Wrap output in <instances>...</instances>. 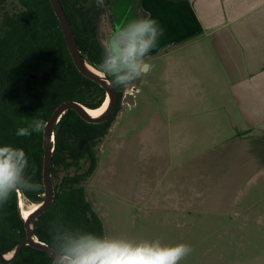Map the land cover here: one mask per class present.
Here are the masks:
<instances>
[{
  "label": "rangeland",
  "instance_id": "obj_1",
  "mask_svg": "<svg viewBox=\"0 0 264 264\" xmlns=\"http://www.w3.org/2000/svg\"><path fill=\"white\" fill-rule=\"evenodd\" d=\"M21 10L18 0H0V22ZM112 31L105 15L101 40ZM149 64L125 88L137 87L135 105L113 117L86 181L107 237L190 245L179 264H264V132H234L227 102L180 89L164 77L170 60Z\"/></svg>",
  "mask_w": 264,
  "mask_h": 264
},
{
  "label": "trees",
  "instance_id": "obj_2",
  "mask_svg": "<svg viewBox=\"0 0 264 264\" xmlns=\"http://www.w3.org/2000/svg\"><path fill=\"white\" fill-rule=\"evenodd\" d=\"M60 1L82 55L97 67L103 55L100 24L90 16L88 0ZM18 2L22 10L5 12L0 22V146L11 145L25 151L29 165L26 176L40 187L36 191L14 192L0 207V250L4 255L12 254L26 238L20 200L38 205L45 198L44 129L27 137L17 136V129L27 127L34 119L48 122L64 102L75 101L98 109L106 100L105 90L75 66L50 0ZM120 107L121 103L112 117L101 124L87 123L77 112L69 110L56 126L52 164L55 198L40 216L35 230L39 241L54 247L55 229L60 226L107 237L104 221L89 198L86 181L98 166L95 148L108 136ZM83 140L86 143L80 148ZM86 160L91 168L79 174L85 170ZM73 170L75 176L70 175ZM62 172L67 174L58 191ZM53 261L46 252L26 246L13 264H53Z\"/></svg>",
  "mask_w": 264,
  "mask_h": 264
},
{
  "label": "crops",
  "instance_id": "obj_3",
  "mask_svg": "<svg viewBox=\"0 0 264 264\" xmlns=\"http://www.w3.org/2000/svg\"><path fill=\"white\" fill-rule=\"evenodd\" d=\"M140 10L164 29L148 64L170 60L164 77L180 89L227 102L234 132H264V0H141Z\"/></svg>",
  "mask_w": 264,
  "mask_h": 264
},
{
  "label": "clouds",
  "instance_id": "obj_4",
  "mask_svg": "<svg viewBox=\"0 0 264 264\" xmlns=\"http://www.w3.org/2000/svg\"><path fill=\"white\" fill-rule=\"evenodd\" d=\"M103 7L105 0H95ZM164 36V29L151 16L130 19L115 27L101 41V63L93 68L101 77H112L113 85L126 89L145 75L148 54ZM47 126L43 119H34L27 127L16 131L19 137L39 133ZM28 158L21 148L0 146V207L14 192L36 191L40 185L26 176ZM53 264H179L193 251L185 243L164 245L158 239L135 242L126 238L101 237L63 226L55 229Z\"/></svg>",
  "mask_w": 264,
  "mask_h": 264
},
{
  "label": "water",
  "instance_id": "obj_5",
  "mask_svg": "<svg viewBox=\"0 0 264 264\" xmlns=\"http://www.w3.org/2000/svg\"><path fill=\"white\" fill-rule=\"evenodd\" d=\"M54 12L60 22L62 32L64 34V38L69 49V52L72 56L75 66L79 70L81 74L90 80L98 83L106 92V99H109V104L104 113L99 117L91 116L87 109L88 107L75 102L68 101L62 103L58 108L53 112L51 118L47 122V126L44 129V169H43V183L45 187V195L44 201L37 205V208L33 210V212L25 219V230H26V238L23 239L16 247L15 251L10 255H4L0 250V264H13L20 257L22 250L26 246H30L35 249L42 250L49 254L54 258V247L49 246L41 241L35 235V230L40 222V216L44 214L52 205L55 198V185L52 179V164H53V152H54V143H55V129L62 117L69 110H74L78 113V115L87 123L90 124H101L108 121L112 115L115 113L117 106L119 104V94L116 85L111 83L112 78H101L97 76L94 71L89 68V64L87 60L82 55L76 37L73 30V27L68 19L67 13L64 10V7L60 0H50ZM92 67H94L92 65ZM95 68V67H94ZM147 68V67H146ZM133 94H127L124 99V104H129L131 106L135 105V99ZM106 101V100H105ZM84 141H81V146ZM90 166V162H87L85 165V170L78 172L79 174H84ZM67 172H62L59 181L60 190L62 181L66 176ZM76 172L70 174L71 176H75ZM22 210V209H21ZM23 212V211H22ZM24 217V216H23Z\"/></svg>",
  "mask_w": 264,
  "mask_h": 264
},
{
  "label": "flooded vegetation",
  "instance_id": "obj_6",
  "mask_svg": "<svg viewBox=\"0 0 264 264\" xmlns=\"http://www.w3.org/2000/svg\"><path fill=\"white\" fill-rule=\"evenodd\" d=\"M87 2H88L87 10L88 12L90 11V16H93L94 19L98 20L99 24H101V20L106 15L107 19L111 22L113 29L130 19H134L138 17H145L142 11L140 10L141 0H105L103 7H98L96 5L95 0H88ZM136 81H134V83ZM116 87H117L118 94H119V104L121 103V105L124 104L123 99L127 94H133L134 97H136V93H138V89L136 86H133L132 91L129 93L125 91V87L122 85H119V86L116 85ZM121 91H123L122 97H120ZM83 141L86 143V140H83ZM80 146H81V143H80ZM87 162L89 161L86 160L84 164L86 165Z\"/></svg>",
  "mask_w": 264,
  "mask_h": 264
},
{
  "label": "bare ground",
  "instance_id": "obj_7",
  "mask_svg": "<svg viewBox=\"0 0 264 264\" xmlns=\"http://www.w3.org/2000/svg\"><path fill=\"white\" fill-rule=\"evenodd\" d=\"M89 68L93 71V68L94 67H92V66H90L89 65ZM108 104H109V99L107 98L106 99V101L104 102V104L100 107V108H98V109H90V108H88L87 109V111H88V113L91 115V116H93V117H99V116H101L103 113H104V111L106 110V108L108 107ZM103 109V111H101ZM97 112H99L100 113V115H98V116H94L93 115V113H97ZM21 199V198H20ZM21 201V200H20ZM37 208V205H35V207H33L32 209H30V210H22L23 211V216H24V218H25V213H28L29 215L33 212V210H35ZM22 209V208H21ZM28 215V216H29ZM28 218V217H27Z\"/></svg>",
  "mask_w": 264,
  "mask_h": 264
},
{
  "label": "snow or ice",
  "instance_id": "obj_8",
  "mask_svg": "<svg viewBox=\"0 0 264 264\" xmlns=\"http://www.w3.org/2000/svg\"><path fill=\"white\" fill-rule=\"evenodd\" d=\"M101 111H103V109ZM93 115L94 116H98V115H100V113L99 112L93 113ZM24 215H25V218H27L29 214L28 213H25Z\"/></svg>",
  "mask_w": 264,
  "mask_h": 264
}]
</instances>
